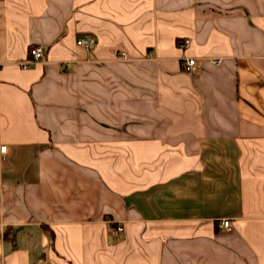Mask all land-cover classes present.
Returning a JSON list of instances; mask_svg holds the SVG:
<instances>
[{
	"label": "crops",
	"instance_id": "obj_1",
	"mask_svg": "<svg viewBox=\"0 0 264 264\" xmlns=\"http://www.w3.org/2000/svg\"><path fill=\"white\" fill-rule=\"evenodd\" d=\"M0 144V264H264V0H0Z\"/></svg>",
	"mask_w": 264,
	"mask_h": 264
},
{
	"label": "built area",
	"instance_id": "obj_2",
	"mask_svg": "<svg viewBox=\"0 0 264 264\" xmlns=\"http://www.w3.org/2000/svg\"><path fill=\"white\" fill-rule=\"evenodd\" d=\"M188 40H185L181 43V46H186L188 45ZM77 43L79 45L86 46L87 48H91L95 45V39L93 37L91 38H80L78 39ZM31 56L29 60H27L25 63H23V67H29L31 63L37 62L42 59L44 55V50L41 47H33L31 50ZM184 66L187 70L189 71H196L198 69V61L195 57H187L184 59ZM214 63L220 64L221 59H215ZM7 152V146L5 144H0V154L6 153ZM1 190V188H0ZM222 225L224 227H229L230 226V221L229 219H224L222 222ZM124 231V226H119L117 228V232H122Z\"/></svg>",
	"mask_w": 264,
	"mask_h": 264
},
{
	"label": "trees",
	"instance_id": "obj_3",
	"mask_svg": "<svg viewBox=\"0 0 264 264\" xmlns=\"http://www.w3.org/2000/svg\"><path fill=\"white\" fill-rule=\"evenodd\" d=\"M33 47H34V46H33ZM33 47H31L30 50H31ZM30 56H31V54H30ZM183 67L185 68L184 64H183ZM4 237H8V232H7V230L4 232Z\"/></svg>",
	"mask_w": 264,
	"mask_h": 264
},
{
	"label": "rangeland",
	"instance_id": "obj_4",
	"mask_svg": "<svg viewBox=\"0 0 264 264\" xmlns=\"http://www.w3.org/2000/svg\"><path fill=\"white\" fill-rule=\"evenodd\" d=\"M30 54H31V51H30ZM186 69V68H185ZM187 70V69H186ZM189 71V70H188ZM191 72H194V71H191Z\"/></svg>",
	"mask_w": 264,
	"mask_h": 264
}]
</instances>
